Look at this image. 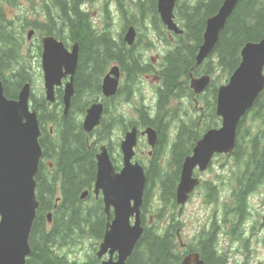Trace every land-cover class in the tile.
<instances>
[{
  "label": "trees",
  "instance_id": "trees-1",
  "mask_svg": "<svg viewBox=\"0 0 264 264\" xmlns=\"http://www.w3.org/2000/svg\"><path fill=\"white\" fill-rule=\"evenodd\" d=\"M224 1L209 0L205 5L207 13L188 14L185 34L177 37L155 69L152 68V61L148 60L145 64L143 59L148 44L143 45L140 40V68L132 61L127 66L125 59H128V53L123 50L124 59L121 56L123 53L116 50L120 47L114 41L116 31L106 28L102 33L93 32L87 17L77 11L78 7L76 20L62 23L63 15L68 18L70 12L65 7L67 11L61 10V24L70 30L72 39L79 44L75 98L81 99L82 104L79 109L73 107L64 116L57 111V104L49 107L43 92L33 98V107L43 130L40 145L44 156L36 178V193L41 206L31 233L32 254L27 264H100L96 253L107 226L104 202L102 198L96 201L90 198L82 200L81 197L96 181L99 145L107 143L115 163L119 165L121 155L117 154L119 140L115 139V135L119 128L124 134L132 125L154 127L159 135V145L146 168L148 180L142 209L144 234L128 264H182L189 251L199 253L205 264H233L226 254L217 249L218 235L220 232L228 235L226 226L229 223L231 237L248 248L249 238L245 236L249 234L246 222L250 201L264 188V92L243 118L233 153L225 158L223 166L231 174L228 195H224L226 184L224 180L220 182L219 177L204 187L207 199L219 198L223 201L224 195L229 203H224L221 216L213 220L211 228L202 229L196 236L193 246L181 249L179 241L183 224L176 205V194L183 163L192 154L197 141L210 129L219 127L220 118L216 114L218 88L227 83L239 67L243 47L248 42L264 39V0H239L212 55L202 67H197L196 54L207 19L217 14L219 9H215L218 5L221 7ZM4 4L5 0H0V28L7 24L2 9ZM154 11L149 9L144 13L155 17L157 13ZM52 26L55 28L57 24L52 23ZM154 29L158 33L161 31L160 28ZM47 31L56 39L61 36V30L58 34L54 30ZM13 35V32L0 30V79L6 97L18 99L23 86L33 82L34 74H30L32 56L27 54L28 58H25L24 46L14 43ZM115 61L128 68L129 77L139 69L138 75L129 79L134 85L139 80L142 83L146 76L157 77V106H145L143 98L136 101L134 96L138 89L135 93L119 89L116 97L103 98L102 80ZM193 73L214 76L208 90L195 99L190 88ZM184 97L188 98V103L172 106ZM99 99L107 108L105 117L99 128L86 134L80 115H85L87 108ZM130 102L136 104L134 113L139 116L138 119L130 112H120V106ZM196 104H201L203 108H196ZM51 125L54 137L49 131ZM87 139L93 142L91 147ZM49 213H52L51 223L48 221ZM73 248L76 249L74 256L69 253Z\"/></svg>",
  "mask_w": 264,
  "mask_h": 264
},
{
  "label": "water",
  "instance_id": "water-1",
  "mask_svg": "<svg viewBox=\"0 0 264 264\" xmlns=\"http://www.w3.org/2000/svg\"><path fill=\"white\" fill-rule=\"evenodd\" d=\"M238 2L239 0H227L219 13L208 20L204 44L197 58L198 64L212 52ZM173 8L174 0H161L160 13L163 22L171 31L179 33L173 20ZM135 36V30L130 29L126 41L133 44ZM78 50L79 47L75 46L72 51H68L61 42L51 37L43 40L42 67L47 100L55 101V88L61 86L63 79L70 76L65 90L66 109L75 93L74 76L78 67ZM119 78L120 70L115 66L103 82L105 97H114L117 94ZM210 82L211 78L208 76L195 79L192 80V88L196 94H201ZM263 91L264 39L246 44L240 66L229 82L219 89L217 115L222 119V126L205 133L197 142L192 155L185 159L177 187V205L184 206L199 186V179L194 177L197 168L204 172L215 155L233 153L240 121ZM30 97L28 83L22 88L18 99H8L0 80V264H27L32 254L31 233L41 206L36 193V178L43 158L39 142L41 128L36 111L30 110ZM104 111L102 103H95L88 109L84 121L87 133H91L101 124ZM138 134V128L134 127L121 144L123 169L119 173L115 171L106 147H102L97 156L98 178L94 191L97 196L100 191L103 192L105 211L108 214L106 232L97 256L100 259L107 254L110 256L101 264H128L144 234L141 208L147 177L144 167L138 162L133 163ZM142 134L147 136L148 144L154 148L158 138L156 131L148 128ZM87 194L85 191L82 199ZM48 220L52 222V214L48 215ZM182 264L205 262L200 254L193 253L186 256Z\"/></svg>",
  "mask_w": 264,
  "mask_h": 264
},
{
  "label": "flooded vegetation",
  "instance_id": "flooded-vegetation-1",
  "mask_svg": "<svg viewBox=\"0 0 264 264\" xmlns=\"http://www.w3.org/2000/svg\"><path fill=\"white\" fill-rule=\"evenodd\" d=\"M159 2L160 0H5V4L3 5L2 9L4 19H6L7 24L4 25L3 28H0V30H3L7 33L13 32L14 35L12 37L15 39H13L14 43L21 46H24L25 44V46L30 47L32 51L37 52L40 57L42 53V42L45 37L51 36L55 38V35H49L47 30H54L57 32V34L61 30V36L58 40H62L67 46H74L78 44L72 39L70 30H67V27H64V25L61 24V10H66L64 7L67 9L69 8L70 14H68V18L63 15L64 21L62 23L66 24L69 19L76 20L75 13L76 7H78L77 11L87 17L93 32L102 33V31L106 28L119 30V33H117L119 36L115 38V42L119 43L120 47H118L116 50L122 53L123 50H125L128 53V59L124 58V53L121 55L125 60H127V66H130L129 61H132V63H136L138 68H140V38H142L141 41L144 44L149 45V48L147 51H145L143 57L144 62L145 64H148V58L150 57L152 61H155L153 66L154 68L157 66V60L162 59V54L168 48H170L175 41V39L172 37L173 34L166 30V26L161 20L159 15ZM208 2L209 0H176L175 13L176 15L180 14L181 18L176 16L175 20L179 24L180 28L186 29L188 14L207 13L205 5H207ZM219 6L220 5H218L215 10L219 9ZM149 9L155 10L154 12L157 13V16L154 17L152 15H146L144 11ZM98 11H100L103 16L99 20H96L95 15ZM52 23H56L57 26L53 28ZM148 23L149 27H147ZM143 26L151 29L160 28L162 32L156 34L153 40H150L147 37H142L137 32L136 42L132 45H129L125 40L127 31L130 28H134L137 31ZM25 32L28 33L26 40L24 36ZM15 37L18 39L16 40ZM67 48L70 49L69 47ZM151 51H158L157 60L152 56H148ZM114 65L119 66L121 70L120 87L126 91L132 92L135 86L133 82L129 81V79L137 76L139 69L135 70L134 73H132L133 75L129 77L128 68L126 66H124L122 63ZM114 65L112 64L111 67ZM126 77H128V80H126ZM61 90L62 91L59 93V99L62 101L63 108L64 91L63 89ZM181 103L182 101L177 100L173 103V105L178 107V105ZM81 104V99L75 97L72 98L70 110L73 107L77 109ZM171 139H174V134L171 135ZM202 174L204 173H200L196 170L195 177L200 179L201 185L196 188L195 192L191 195L184 206L177 207L180 217L182 214H184V208H187L190 202L193 201V199L198 195H200L201 200L204 201L206 205L220 206L221 201L219 198L213 200L207 199L206 189L204 188L206 183L213 182L215 180L204 181L202 183ZM94 184L93 187L89 189V195L87 198L99 201L101 198H103L102 193H100L98 197L96 196L94 192ZM144 205L145 198L143 207ZM216 214H218V210ZM216 214L209 220L210 223H212L216 218ZM262 226L263 225H261V227ZM180 238H182L181 235ZM183 245L185 248H187L185 243Z\"/></svg>",
  "mask_w": 264,
  "mask_h": 264
},
{
  "label": "rangeland",
  "instance_id": "rangeland-1",
  "mask_svg": "<svg viewBox=\"0 0 264 264\" xmlns=\"http://www.w3.org/2000/svg\"><path fill=\"white\" fill-rule=\"evenodd\" d=\"M169 5V1H168ZM102 13L100 11L96 12L95 18L96 20H99L102 17ZM147 27H149V23L147 24ZM151 28L141 27V29L137 30V32L142 36H150L152 37ZM25 40L27 39L28 33H24ZM36 49V48H34ZM23 50H26L25 44ZM32 52V61H36V68L38 67L39 70H41L40 67V57L37 54V52ZM158 51H151L150 56L157 59ZM119 64L118 61H115L112 63ZM1 80V79H0ZM146 84V91L148 98L152 97V89H153V79H148L144 77L143 79ZM34 81L32 83V90L33 93L38 92L39 90L43 89L44 81L42 77V72H36ZM35 83V85H34ZM34 87V89H33ZM5 89V88H4ZM8 98V97H7ZM9 99V98H8ZM122 108L123 111L128 112L131 111V107L129 105H123ZM120 131V130H119ZM119 136L122 137V134L119 133ZM118 138V136H115ZM93 139V138H92ZM123 139V137H122ZM144 140L141 142V148L139 149V155L138 160L141 158L143 162H146L148 157V149H143ZM225 158H217L214 160L212 166L210 169L201 175L202 183L204 181H213L216 180L219 177V180L225 181L226 187L224 195H228L229 191L231 190V187L229 185V178L231 177V174L229 171H225L226 168L224 165ZM227 198L224 197V201L220 204V206H211L206 205L204 201L201 200L200 195L196 196L193 201L190 202L187 208H184V214L180 217V219L183 222L182 227V240L183 243H185L188 247L193 246L192 243L197 238L196 236L202 231L204 228H208L210 226L209 220L215 216L217 210L219 214H216V217L218 218L221 216L222 213V206L224 207V203H229V201H226ZM216 209V210H215ZM251 217H250V223L248 225L249 230L252 232V234H248L249 240L246 245H248V248H245L240 240L235 241L231 236H223L222 243H221V250L224 254H226L230 261L234 264L236 263H243L245 261H250L252 264H264V227H261V224H263V218H264V188H262L257 195H255L251 199ZM230 224V223H229ZM229 224H227L226 228L229 229ZM181 247V244H180ZM76 249H70L69 253L74 256ZM75 252V253H74Z\"/></svg>",
  "mask_w": 264,
  "mask_h": 264
},
{
  "label": "bare ground",
  "instance_id": "bare-ground-1",
  "mask_svg": "<svg viewBox=\"0 0 264 264\" xmlns=\"http://www.w3.org/2000/svg\"><path fill=\"white\" fill-rule=\"evenodd\" d=\"M55 12V11H54ZM56 13V12H55ZM230 19V18H229ZM200 37V36H199ZM91 63V62H90ZM87 70V69H86ZM89 73V72H88ZM92 74V73H91ZM86 78V77H85Z\"/></svg>",
  "mask_w": 264,
  "mask_h": 264
}]
</instances>
